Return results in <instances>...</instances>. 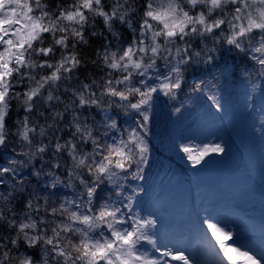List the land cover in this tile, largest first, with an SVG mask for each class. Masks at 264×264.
<instances>
[{"label":"clouds","instance_id":"obj_1","mask_svg":"<svg viewBox=\"0 0 264 264\" xmlns=\"http://www.w3.org/2000/svg\"><path fill=\"white\" fill-rule=\"evenodd\" d=\"M224 50L252 65L240 79L260 137L264 0H0V154L13 153L0 264H264L261 231L237 244L210 222L163 244L137 207L158 98L173 119L197 95L221 110L207 69ZM194 68L206 75L189 79Z\"/></svg>","mask_w":264,"mask_h":264},{"label":"trees","instance_id":"obj_2","mask_svg":"<svg viewBox=\"0 0 264 264\" xmlns=\"http://www.w3.org/2000/svg\"><path fill=\"white\" fill-rule=\"evenodd\" d=\"M241 66L252 67L246 56L224 50L219 61L207 69L208 73L214 72L216 81L222 84L219 111L218 105L208 97L197 95L193 108L184 109L173 119L166 102L158 98L157 114L151 123L152 156L141 181L144 191L137 202V207H143L147 214L161 202L172 201L188 190L230 185L249 171L257 176L256 165H264V159L259 162L255 159L264 135L257 137L253 130L256 122L246 109ZM204 75V69L194 68L189 79ZM188 87L186 83L185 89ZM184 98L182 92L181 99ZM257 99L264 110V89ZM212 127H217L219 134L206 137L205 132ZM180 143L183 144L179 146ZM217 145L224 147V151L204 153V149ZM184 148L189 151L184 152ZM11 156L10 151L0 154V166Z\"/></svg>","mask_w":264,"mask_h":264},{"label":"rangeland","instance_id":"obj_3","mask_svg":"<svg viewBox=\"0 0 264 264\" xmlns=\"http://www.w3.org/2000/svg\"><path fill=\"white\" fill-rule=\"evenodd\" d=\"M217 127L205 132L206 137L218 135ZM257 162L264 159V141L255 154ZM257 166V176L248 174L233 184L200 187L188 190L172 201H163L150 215L158 222L157 237L163 244L173 243L185 231L206 234L212 222L227 231H235L237 244L251 239L248 233L264 234V165ZM230 237V236H229ZM231 237L225 240L231 243ZM177 253L176 256H181ZM176 264H180L176 259Z\"/></svg>","mask_w":264,"mask_h":264},{"label":"snow or ice","instance_id":"obj_4","mask_svg":"<svg viewBox=\"0 0 264 264\" xmlns=\"http://www.w3.org/2000/svg\"><path fill=\"white\" fill-rule=\"evenodd\" d=\"M183 151L184 152H188L189 149L188 148H184ZM208 151H211V152H223L219 145H217L216 147L210 148V149H204V153H207ZM191 158L192 157L189 156V159H191ZM196 163H199V160H197ZM207 227L212 228V225L208 224ZM214 236H215V239L217 241H225V240H228L230 238L228 235H226L223 232H216V233H214ZM229 252H231V250H229ZM174 259H181V257L180 256H178V257L176 256V257H174Z\"/></svg>","mask_w":264,"mask_h":264}]
</instances>
